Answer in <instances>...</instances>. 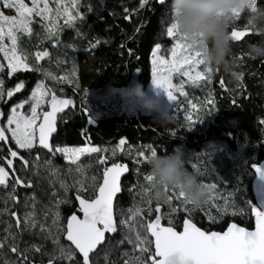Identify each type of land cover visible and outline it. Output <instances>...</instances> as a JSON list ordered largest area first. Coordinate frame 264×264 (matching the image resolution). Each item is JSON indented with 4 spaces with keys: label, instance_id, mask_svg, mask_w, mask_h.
<instances>
[{
    "label": "trees",
    "instance_id": "obj_1",
    "mask_svg": "<svg viewBox=\"0 0 264 264\" xmlns=\"http://www.w3.org/2000/svg\"><path fill=\"white\" fill-rule=\"evenodd\" d=\"M91 1L95 0H83V4L87 5ZM257 2L260 9L264 10V0H257ZM95 7L93 13H89L90 10L85 7L82 8L86 14V22L80 25V29L87 37L81 38L80 49L73 52V59L76 63L74 84L70 88H65L63 92L50 89V99L51 95L55 94L59 99H70L73 102L59 115L52 145L66 147L88 145L101 149L107 147L108 150L85 155L80 159L78 164L88 178L84 191L79 192L80 175L76 174L75 177L68 178L66 173L68 170H76L77 166L65 162L60 154L43 150L38 143L31 151L18 150L13 142L0 143V149H2L0 155L7 156L8 147H11L30 161L34 160L37 155L40 157L36 162L39 167L30 165L26 169L22 168L19 160H14L18 175L26 183L31 182L32 187L15 186V192H13L15 199H11L8 204L0 201V240L9 236L6 246L0 249V264H5V261L11 264L18 259L17 254L9 250L13 242L10 234L15 235V243L21 250L31 249L33 245L41 247V252L29 251L27 253L29 264H48L49 256L56 246L51 238H46L48 233L42 231L40 225H44L53 235H58L61 245H70L64 238L65 233L57 232V226H53V213L59 211L58 226L65 228L67 219L72 214L79 215L77 194L85 198H94L104 167H109L112 163H123L127 164L129 169L131 165L138 167V173L149 172L147 160L140 158L138 162V158L135 159L133 156L126 160L122 158L121 151L117 148L121 139L127 142L123 149L147 147L150 151L156 149L161 154L171 152L174 148L200 152L203 143L216 142L225 145V150L228 152L239 150L250 155L251 161L247 163L248 169L250 164L259 163L264 156V124L261 122L264 119V59H252L247 55V46L258 42L261 39L260 35L247 28L249 34L240 40L232 41V53L228 59L240 74V79L238 82H232L222 70H217L211 76L209 87L214 106L211 110L207 109V118L203 128L180 127L178 119L161 126L155 124L148 115L139 112L128 114L124 110L94 117L81 95L83 91L108 89L109 86L120 89L133 82L146 87L150 83L152 51L157 44L164 42L162 20L168 5L161 6L157 0H151L141 8L140 0H104L101 8L97 3ZM232 30L234 28L229 26V31ZM96 38H102L104 43L95 44L96 47H92ZM4 73L5 69L1 73L4 77V96L1 107L5 111L19 96L29 94L33 85L39 80V73L36 71L19 72L10 78ZM221 81H223V87H221ZM21 82L25 85L23 92L17 95L15 93L9 98L8 89L15 88L16 84ZM89 118L92 119L91 123ZM110 147L116 149L115 155L109 149ZM100 156L107 157L106 165L97 163ZM49 160L51 164L46 165L45 161ZM53 169L56 170L55 174H53ZM130 176L131 169L123 180L122 187L128 179H131ZM92 177H96L95 182ZM61 182L67 186V190L61 187ZM226 183L221 180L216 183V187L232 185L229 180ZM10 185L13 191L14 178L11 176L7 184V187L11 189ZM234 187L237 188V186ZM247 189L250 194V181H248ZM121 195L116 201V206L121 204L123 199ZM57 200L64 202L57 207ZM172 202L170 206H173ZM247 202L248 210L244 216H235L230 219L227 214L221 212V217L224 219L213 223L209 221L205 212L198 210L194 214L193 222L206 231H223L230 221H235L245 228H251L253 226L250 215L252 195L249 199L247 198ZM30 204L33 206L31 212H34L37 227L25 231L23 225L17 228L16 218L11 213H17L23 221L24 206ZM149 204L151 208L139 212V215H136L137 219L146 222L152 219L149 209L154 212L153 206L156 203L149 201ZM168 207L163 205L162 214H165ZM5 208L7 211H4ZM177 215L180 219L175 222L179 223L181 219L183 221V214L180 210L177 211ZM176 228L179 230L180 226ZM116 236L117 234L108 238L107 241ZM106 243L98 251L105 247ZM76 256L82 264V258L78 253ZM53 264H75V262L55 260Z\"/></svg>",
    "mask_w": 264,
    "mask_h": 264
},
{
    "label": "snow or ice",
    "instance_id": "obj_2",
    "mask_svg": "<svg viewBox=\"0 0 264 264\" xmlns=\"http://www.w3.org/2000/svg\"><path fill=\"white\" fill-rule=\"evenodd\" d=\"M149 0H140V7L143 8ZM161 5L166 3V0H158ZM32 6L29 7L25 0H2L3 9L14 10V15H7L4 11H0V53L3 54L7 61L8 75L12 76L14 73L20 71L34 70L25 58L17 53L18 33H26L29 37L33 33L30 26L32 24L31 17L33 15L41 19L52 20L48 14L52 12L49 7V0H31ZM41 3L43 7H40ZM61 0H57L56 17H66V23H71L76 19L67 6L63 7L61 11ZM249 8L257 9V0H248ZM73 7H75V0H73ZM91 10V9H90ZM78 15V14H77ZM241 12L234 13V19L240 18ZM81 20L83 16H79ZM49 36L52 35V28H46ZM166 33L168 37L173 38L176 42L170 49V58H165L160 55L161 47L159 44L153 50V73L152 83L157 88L162 89L166 94L168 100L173 103V106L179 103L177 93L180 97H186L185 83H190L193 86H199L201 81L207 79L209 82L211 77L209 73L211 69H206L203 66V52L199 48V40L193 38L189 40L187 37L179 33L176 25L170 24L167 27ZM249 34L247 26L244 31L232 30L230 36L232 40H240L245 35ZM11 42L9 48L4 44V39ZM92 47H96L95 44ZM48 51H37L35 58L37 61L48 57ZM203 66V67H202ZM0 71H3V65H0ZM46 76L50 73L45 72ZM181 77L179 84L173 83V76ZM186 78V80L184 79ZM4 81L0 80V99L3 96ZM221 81V87H223ZM25 87L24 83H18L14 90L7 91L9 98L13 97L14 92H20ZM49 95V90L46 89L43 82L36 84L28 99L14 105L10 109V113L6 116V125L0 126V143L9 144L14 142L16 149L31 151L38 138L39 145L47 149L49 152L63 154L66 161L71 165H76L77 172H83V168L78 164V161L84 155L94 153L106 152V149H101L96 146L84 147H53L49 143V138L57 131V114L64 112V110L72 105L70 99H59L55 94L51 95L50 100H45ZM31 101L30 114H25L19 109H23L26 104ZM211 102V101H210ZM50 107V111H42L44 105ZM196 108V104L191 105ZM5 114L0 111V124L4 123ZM186 120L191 121V115L185 116ZM92 119L89 118L91 123ZM264 123V121H262ZM10 133L9 135H7ZM126 140L121 139L117 148L122 149L126 145ZM2 151V149H0ZM158 153L156 149H152L150 155ZM116 154V149H113V155ZM140 158L148 160L149 155L141 151L138 153V162ZM40 159L37 155L34 160H29L20 154L19 151L8 147L7 156L0 155V186H7L10 176L14 178L13 192L15 186L32 187L31 182H25L23 178L18 175V170L14 165V160L21 162L22 168H28L30 165L39 167L36 163ZM97 163L99 165H106L108 163L106 156H100ZM46 165H50L51 161H45ZM255 167V166H254ZM6 169L11 170L8 171ZM259 172L260 169L256 168ZM53 169V174H55ZM130 169L126 164L112 163L109 167L103 168L102 183L96 188L94 198H85L77 194L76 200L79 202V212L83 214L80 218L77 214H72L67 219L66 228L58 226L60 213L56 211L53 213V226H57V232L65 233L64 238L70 242V245H61L59 236L40 225L42 231L48 233L46 238H51L53 244L56 246L54 252L50 254L48 264H53L55 260H67L81 264L77 260L76 253L82 258V264H91L90 254L94 253L98 245H101L106 238V234L115 233L117 231L114 219V199L122 192V177ZM95 182L96 177H92ZM147 182H151L152 177L147 175L145 177ZM80 184L79 192L84 191L83 181H78ZM205 187L211 191L216 188V185H207ZM61 187L67 190V186L61 182ZM95 187V184H93ZM168 188H165V192ZM55 195V193H53ZM9 199H15L12 194H9ZM182 200L185 204L188 202L184 199L183 193H178L174 188L171 195L166 196V201L171 203L172 200ZM64 201L57 200L56 206ZM207 202V201H206ZM227 203V201L225 202ZM4 211H7L5 208ZM50 211V210H49ZM139 209L134 215H139ZM177 211V209H173ZM223 211L227 212L225 207ZM255 217V230L250 231L244 227L238 226L236 223H230L227 230L223 232L202 230L190 218L183 219L182 230H177L172 226L169 220V226L161 224V208L156 207L155 212L149 209V214L154 215V219L148 220L145 224H141V228H145L146 232L150 234L151 241L147 236H141L139 232L136 233L135 240L128 237L129 243H135L136 248L143 255L149 254L147 260L139 257L135 260H126L125 264H170V258L175 257L177 264H264V208L253 207L251 209ZM233 215L236 213L233 212ZM16 218V226L20 228L23 225V230L30 231L37 227L34 220V212L25 214L23 221L17 213H11ZM210 222H216V217L210 213H206ZM125 224L126 221H120ZM11 227V225H9ZM135 231V229H131ZM12 243L10 251L17 254V261L11 264H29V251L41 252L39 246L33 245L31 249L25 248L21 250L15 243V235L10 234ZM9 236H5L0 240V249L4 248L8 243ZM154 245V251H151L148 245ZM74 246V247H73ZM58 253V254H57ZM127 255V253H125ZM107 259V257H106ZM5 264H9L5 261Z\"/></svg>",
    "mask_w": 264,
    "mask_h": 264
},
{
    "label": "rangeland",
    "instance_id": "obj_3",
    "mask_svg": "<svg viewBox=\"0 0 264 264\" xmlns=\"http://www.w3.org/2000/svg\"><path fill=\"white\" fill-rule=\"evenodd\" d=\"M25 3L29 7L32 6L31 0H25ZM96 3L101 8L104 0H95L94 2L91 1L87 5L83 4V0H75V7H73V0H61V11H63L64 6H67L70 13L76 17V19L71 23H66V17H56L57 0H49V7L52 9V12L48 15L52 17V20L41 19L40 17L33 15L31 17L33 22L30 25L33 29L32 35L29 37L26 33H18L17 53L18 55L23 56L25 58V62L34 69L31 71L39 73V80L33 85L28 95L19 96V98L15 99L5 111L4 108L1 107V102L4 96V86H2L3 96L2 99H0V111H3L5 117L4 123L0 124V126L6 125V116L10 113V109L14 105L28 99L37 83L43 82L46 89L49 90V95L45 97V100H50V89L63 92L65 88H70L74 84L76 78V63L73 59V52L80 49L81 38L87 37L83 30L80 29V25H83L86 22V14L82 11V8L85 7L88 10L91 9L89 13H93L96 9ZM0 5H2V0H0ZM40 7H43L42 3ZM257 9H260L258 2ZM0 11H4L7 15L15 14L14 10L3 9L2 7H0ZM247 15L248 10L245 9L241 12L240 18L235 21H231L229 26L235 30L245 29L247 26ZM79 16H83L84 19L81 20ZM168 26H170V23L168 19L167 7L162 20V37L164 42L159 43L161 47L159 54L163 55L165 58H170V49L176 42L173 38L167 36L166 29ZM49 27L52 28L51 36H49L48 32L45 31V29ZM247 28L249 27L247 26ZM95 41L96 42L94 44L104 43L102 38H96ZM4 44L9 48L11 47V42L7 39V37L4 39ZM37 51H48L49 56L45 57L41 61H37L35 58V53ZM152 59L153 55L151 56V78L153 73ZM0 65H3V69H5V76L10 78L11 76L8 75L7 61L4 59L2 53H0ZM45 72L50 73L51 75L46 76ZM1 73L2 71H0V80L4 81V77L1 76ZM184 79L186 80V78ZM180 82L181 77L174 75L173 83L179 84ZM184 87L187 96L180 97L177 93L179 103L175 106H173V103L168 100L162 89H153L152 79L150 80V83L143 88L150 94L155 91L161 103L170 112V121L178 119L180 127L195 129V127L198 126L203 128L205 125L204 122L207 118V109L209 108V110H211L214 106L209 81L207 79L201 81L198 87L186 82ZM14 89L15 88H11L8 89V91ZM23 89H21L20 92H14V94H21ZM81 95L85 99L87 106L94 117L110 115L121 110H124L128 114H134L136 112L144 114L129 102L122 101L119 96L110 95L108 89L106 88L83 91ZM192 104H196L197 107L192 108ZM30 106L31 101H29L23 109H19V111H22L25 114H30ZM49 110L50 107L45 104L42 111ZM189 114L192 117L191 121L185 119V116ZM262 121H264V119ZM7 135L10 137V133ZM55 147L66 146L53 145V149ZM103 149L108 150L107 147ZM109 149L113 151L114 148L110 147ZM118 149L121 151V156L124 160L130 156H133L135 159L138 158V153L141 151L145 152V154L149 156L151 152L147 147ZM225 149L226 147L223 144L210 142L203 143L202 150L200 152L181 150L184 152L185 156L188 157L187 166L189 167V170L195 172L203 183L207 185L213 183L216 185V183L221 182V180L225 182V184H227L226 182L228 180L232 182V185H220L218 188L216 187L215 189H212L206 200L207 202L205 201L202 205L195 208L189 203L185 204L182 200L175 199L172 200L173 206H170V203L166 201V196L172 194L173 189L171 188H169L167 192L164 190L165 195L163 198L153 199L150 195V182L145 180V177L149 175V172L143 171L138 173V167L131 165V179H128L124 183L121 195L123 199L121 204L115 207L118 230L117 236L116 238L107 241L105 247L91 256V264H125L126 260L134 261L137 257L147 260L149 254L145 253L142 255L136 248L135 243H129L127 238L131 237L134 241L136 233L139 232L141 236H147L149 241H151L146 229L140 227L141 224L146 225L147 222L137 219L136 215H134L137 209L140 210L139 212H144L148 210V208H151L150 204L148 205L149 201H153L156 204H162L167 207L169 206L165 210V214H162V218L166 225H169V220H171L172 226L174 227L178 225L181 227L182 219L179 223L175 222V220L180 219L177 215L178 210H180L183 214V218H190L193 221L194 214L198 210H202L205 214L210 213L212 216L216 217V222H220L224 219L221 217V212L227 214L230 219L235 216H244L248 210V206L246 205L247 198L249 199V197H251V193L249 194L247 189L248 181H251L252 179V172L247 168V163L251 161V157L239 150L236 152H228ZM58 154H60L65 160L63 154ZM65 162L70 164L66 160ZM6 170L9 171V169ZM66 173L68 178L75 177L76 174L80 175V181H83L84 186H86L88 176L84 171L77 172L76 170H68ZM234 186H237V188ZM9 194L13 195L12 187L10 189L7 186H0V201L3 204H8L11 200L8 198ZM239 196H241L242 199L239 198ZM226 201L227 203H225ZM225 207L227 208V212L223 211ZM32 208V204L24 206L22 220L24 219L26 213L32 211ZM173 209H177V211H173ZM233 212L236 214L233 215ZM153 217L154 215H152V218ZM122 220L126 221V223L121 224L120 221ZM133 228L135 231L131 230ZM146 246L153 251L151 243ZM125 253H127V255H125ZM148 264H150V261H148Z\"/></svg>",
    "mask_w": 264,
    "mask_h": 264
},
{
    "label": "clouds",
    "instance_id": "obj_4",
    "mask_svg": "<svg viewBox=\"0 0 264 264\" xmlns=\"http://www.w3.org/2000/svg\"><path fill=\"white\" fill-rule=\"evenodd\" d=\"M248 10L246 25L261 39L247 46V55L252 59H264V10L249 8L248 0H168V19L175 24L179 33L189 40L197 38L203 52V66L211 69L210 77L222 70L232 82H238L240 74L228 59L232 53V38L229 25L234 13ZM153 89L157 87L153 85ZM110 95L119 96L122 101L134 105L155 124L161 126L170 122V112L161 103L155 91H145L138 82L116 89L108 87ZM188 157L179 148L171 152L150 155L147 160L149 185L153 199L163 198L165 188L183 193L184 199L194 208L202 205L210 191L200 177L187 166ZM170 264H177L175 257Z\"/></svg>",
    "mask_w": 264,
    "mask_h": 264
},
{
    "label": "water",
    "instance_id": "obj_5",
    "mask_svg": "<svg viewBox=\"0 0 264 264\" xmlns=\"http://www.w3.org/2000/svg\"><path fill=\"white\" fill-rule=\"evenodd\" d=\"M157 2H158V0H157ZM158 4L159 5H161L159 2H158ZM165 5H168V0H166V3L164 4V5H161V6H165ZM51 110V109H50ZM49 110V111H50ZM59 115H60V113H58L57 114V122H56V126H57V124H58V120H59ZM56 133V132H55ZM55 133H53L52 134V136L49 138V143H50V145L53 147V145H52V139H53V137H54V135H55ZM37 143H38V138H37ZM39 144V143H38ZM40 146V145H39ZM40 148H42L41 146H40ZM43 150H47V149H44V148H42ZM120 164H123V163H120ZM127 165V164H126ZM128 166V165H127ZM255 166V167H254ZM256 168H259L260 169V171L258 172L257 170H256ZM249 169H250V171L252 172V179H251V181H250V190H251V195H252V206H251V208H250V215H251V217H252V221H253V226L251 227V228H246V229H248V230H250V231H253V230H255V217H254V215L252 214V211H251V209L253 208V207H257V208H264V156H263V158H262V160L259 162V163H252V164H250V166H249ZM128 174H129V172H127V173H125L124 175H123V177H122V182H123V180L128 176ZM100 183H102V179H101V181H100ZM120 195H121V193H119L118 195H117V198H115L114 199V219H115V223H116V227H117V220H116V215H115V207H116V201H117V199L120 197ZM77 201V200H76ZM77 206H78V209H79V202L77 201ZM157 206H159L160 208H161V212L159 213L160 215H161V224L163 225V226H169V225H166L165 223H164V220H163V218H162V212H163V205H160V204H156V205H154L153 206V211L155 212V209H156V207ZM80 218H83V214L82 213H80L79 212V215H78ZM155 217H153L152 219H154ZM183 219H185V218H183ZM183 222V221H182ZM230 223H236L235 221H230L228 224H227V226L225 227V229L223 230V231H225V230H227V227H228V225L230 224ZM238 226H241L240 224H238V223H236ZM66 225H67V223H66ZM199 227V226H198ZM241 227H243V226H241ZM65 228H66V226H65ZM245 228V227H244ZM202 229V228H201ZM179 230H182V224H181V227H180V229ZM202 230H204V229H202ZM118 231V230H117ZM117 231L115 232V233H108V234H106V238H105V241L101 244V245H98L97 246V249L94 251V253H96L105 243H106V241H107V239L108 238H110V237H113V236H115L116 234H117ZM212 231H215V230H212ZM223 231H217V232H223ZM149 236H150V234H148ZM150 238H151V236H150ZM153 238H151V240H152ZM69 244H70V242H68ZM74 247V246H73ZM152 249H153V251H154V245L152 244ZM94 253H92V254H90V256L91 255H93Z\"/></svg>",
    "mask_w": 264,
    "mask_h": 264
}]
</instances>
